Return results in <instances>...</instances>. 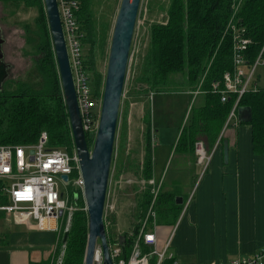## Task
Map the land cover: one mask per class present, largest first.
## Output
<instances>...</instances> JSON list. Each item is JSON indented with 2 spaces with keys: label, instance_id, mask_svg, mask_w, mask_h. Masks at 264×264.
I'll return each mask as SVG.
<instances>
[{
  "label": "trees",
  "instance_id": "1",
  "mask_svg": "<svg viewBox=\"0 0 264 264\" xmlns=\"http://www.w3.org/2000/svg\"><path fill=\"white\" fill-rule=\"evenodd\" d=\"M77 1L79 10L76 18L83 31V65L92 95L98 99L102 94L104 74L96 69V55L97 52L104 54L109 23L101 22L97 29L92 10L94 0ZM232 2L169 0L164 20L149 25L148 46L139 73L140 81L147 86L146 91L199 92V101L191 106L179 128L172 145L173 152L194 155V143L197 141H201L205 149L210 151L235 101V96L229 95L225 102H221L219 92L212 87L217 83L221 89L224 73L232 70L233 41L227 25L233 14ZM0 5L3 12L13 18L20 10L32 9L36 12L31 22L13 21L24 32V55H29L33 64L22 78L7 77L1 85L0 145L33 144L44 131L48 147L65 149L71 153L74 146L68 113L43 1L0 0ZM233 21L245 28L250 43L244 54L247 64H251L264 44V0H240ZM179 75L182 80L175 81L174 77ZM238 105L251 108L252 116L248 125L252 152L259 155L264 150V88L258 87L256 92L244 94ZM148 129L149 124V134ZM86 140L90 148L93 137L86 135ZM141 171L143 178L151 177L150 153L143 160ZM174 197L175 193L164 190L154 199L158 225H171L176 220L179 206L175 204ZM151 199L152 195L148 191L138 199L135 221L143 218ZM0 202L5 203V200L0 199ZM83 207L80 197L63 241L65 249L62 264H83L87 241V215ZM137 222L132 227L134 233L138 230ZM105 231L109 244L119 245L121 256L128 258L133 241L127 237V232L118 236L114 226L105 228ZM141 249L143 252L149 251L144 244ZM57 250L58 246L55 252ZM49 260L50 256L29 264H49Z\"/></svg>",
  "mask_w": 264,
  "mask_h": 264
},
{
  "label": "built area",
  "instance_id": "2",
  "mask_svg": "<svg viewBox=\"0 0 264 264\" xmlns=\"http://www.w3.org/2000/svg\"><path fill=\"white\" fill-rule=\"evenodd\" d=\"M239 2L240 0H233L231 3L233 14L227 24L233 41L232 70L224 73L221 89L218 88L217 83L212 86L214 91L219 92L221 102H225L229 95H234L235 101L212 149L207 151L201 141L194 143L195 161L201 168V174L207 169L212 153L225 131L231 126L238 125L236 110L239 100L244 94L257 91L256 70L264 65V44L251 64H247L245 60L244 53L250 40L245 34V28L233 21ZM56 5L81 126L85 136L94 138L101 97L98 99L93 97L83 65V31L76 18L79 3L77 0H56ZM198 93L190 92L193 96L191 102ZM190 109L189 104L185 119ZM78 161L74 150L68 153L65 149L48 147L47 134L44 131L33 144L0 145V199L5 200V203L0 202V213L8 216L12 222L23 224L27 228L36 225L39 229L53 231L56 236V246L52 251L54 252L57 246L60 249L57 264H62L65 249L62 234L67 233L69 229L77 199L82 198L83 181L80 177ZM63 175L67 176L66 180L62 179ZM71 178L72 184L68 188L65 183ZM125 183L132 184V182ZM146 184L153 185L154 182H146ZM108 198L107 191L104 215L112 214L115 210L114 203L107 202ZM190 200L191 195L184 201V208ZM82 209L85 210V206ZM170 241L171 235L158 247L157 233L146 228L144 224L133 241L128 258L121 256L119 245L109 244L112 264H166V262L177 264L170 250ZM142 244L149 248L148 252H143ZM92 264H103L101 249L97 245L94 249ZM209 264H264V253L234 257L224 262L212 261Z\"/></svg>",
  "mask_w": 264,
  "mask_h": 264
},
{
  "label": "crops",
  "instance_id": "3",
  "mask_svg": "<svg viewBox=\"0 0 264 264\" xmlns=\"http://www.w3.org/2000/svg\"><path fill=\"white\" fill-rule=\"evenodd\" d=\"M182 93L193 98L190 92ZM198 96L195 95L194 102L199 101ZM134 118L138 125H143V113ZM184 121L185 115L181 126ZM224 140L228 144L226 161ZM173 143L169 153L170 158H174L175 168L166 181L165 190L181 197L183 203L177 205L176 220L158 230V247L171 235L170 250L177 264H209L264 253V150L259 155L253 154L250 126L238 123L225 131L203 174L197 173L200 167L195 156L173 152ZM156 147L155 140L151 177L154 182H161L168 160L161 169L157 168ZM189 195L191 200L184 208ZM12 224L23 226L25 230H14ZM32 233L37 235H29ZM52 233L55 243L50 247L47 234ZM55 246L53 231L39 229L36 225L27 228L0 213V264H29L47 259Z\"/></svg>",
  "mask_w": 264,
  "mask_h": 264
},
{
  "label": "rangeland",
  "instance_id": "4",
  "mask_svg": "<svg viewBox=\"0 0 264 264\" xmlns=\"http://www.w3.org/2000/svg\"><path fill=\"white\" fill-rule=\"evenodd\" d=\"M119 3L120 0L93 1L92 10L96 28L99 29L101 22L109 23L103 49L104 54L101 55L97 52L96 55V69L101 74H105L111 31ZM168 4L169 0H141L120 102L111 169L107 185L109 195L107 202L114 203L115 210L112 214H103L104 227L109 228V226H114V230L118 236L127 232V237L132 238V241L136 239L144 224L146 228L155 231L157 234L159 229L169 226L158 225L157 214L153 207L154 199L160 191L165 190L166 181L174 172L175 161L174 158H170L169 151L171 144L175 141L184 115L187 112L189 104L192 106L198 102V99L195 102H191V96L182 92L148 93L146 91L147 86L140 81L141 74L139 73H141V64L148 46L149 25L164 20ZM35 15V10H20L16 13L15 19L5 14L2 5H0V28L3 38L1 48L3 61L9 65L8 78H22L33 64L32 58L29 55H24V32L13 21L31 22ZM255 77L257 86L264 88V65L258 67ZM174 79L175 81H181L182 76H176ZM141 106L144 108L140 110ZM142 113L143 125H138L134 117L140 116ZM147 124H149V134L147 132ZM155 140L157 145V168H162L164 162L167 160V166L170 164L168 169L165 166L160 179L161 182H154L152 177L149 179L143 178L141 171L143 160H145V157L149 153L150 155L152 154ZM199 171H201V168L197 170V173ZM152 181L154 182L153 185L146 184V182ZM125 182H132V184H126ZM139 182L145 183L142 184ZM71 184L72 178L68 179L65 186L70 188ZM146 191L152 195V199L144 212L143 218L139 221L137 220V222L134 219V215L138 212L137 202ZM136 222L139 226L137 233H134L132 227ZM12 226L14 230L19 232L25 230L23 226L17 227L15 224H12ZM29 235L35 236L37 234L32 233ZM47 236V240H50V247H53L55 243L54 234H47ZM0 249L2 248L0 247ZM59 255L60 249L56 252L54 250L50 255L49 264H57Z\"/></svg>",
  "mask_w": 264,
  "mask_h": 264
},
{
  "label": "water",
  "instance_id": "5",
  "mask_svg": "<svg viewBox=\"0 0 264 264\" xmlns=\"http://www.w3.org/2000/svg\"><path fill=\"white\" fill-rule=\"evenodd\" d=\"M42 1L52 40L62 95L68 113L73 150L79 160V172L83 181L82 198L87 215V241L83 264H92L96 245L101 249L103 264H112L103 214L120 102L141 0H120L111 31L97 128L90 148L81 126L56 0ZM2 43L3 38L0 28V88L8 77L9 68L3 61ZM251 116L250 107L238 106L236 110L238 123L248 124L251 121ZM222 147L223 158L226 161L227 141H223ZM62 179L66 180L67 176L63 175ZM174 202L176 205L183 203L182 198L179 196L174 198ZM66 236L67 233L64 234L63 241H65Z\"/></svg>",
  "mask_w": 264,
  "mask_h": 264
}]
</instances>
